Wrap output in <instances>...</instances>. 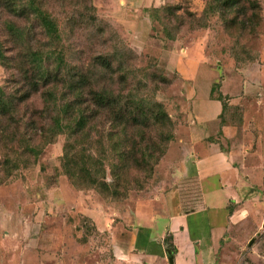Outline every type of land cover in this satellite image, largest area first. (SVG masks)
I'll return each instance as SVG.
<instances>
[{"label":"rangeland","instance_id":"374dc122","mask_svg":"<svg viewBox=\"0 0 264 264\" xmlns=\"http://www.w3.org/2000/svg\"><path fill=\"white\" fill-rule=\"evenodd\" d=\"M37 3L58 23L61 37L56 45L66 67L75 79L84 75L80 100L87 121L71 135L53 126L57 107L45 100L44 91L52 89L59 104L74 94L60 81L30 92L21 71L22 64L27 65L25 48L7 34L3 21L27 27L33 46L51 44L31 13L18 16L2 2L0 86L15 105L10 113L0 114V202L29 217L25 223L31 241H47L51 247L46 250L65 256L69 264H98L96 260L110 252L103 245L112 236L109 229H93L80 209L104 206L115 225L140 210L163 206L160 196L169 186L168 149L181 133L182 113L190 110L192 79L196 98L208 92L210 82L216 84L215 92H223L220 122L235 126L225 146L262 195L264 0H240L229 7L217 0ZM98 56L107 57L110 67L104 68ZM89 88L121 95L129 107L131 98L140 100L148 115L138 125H123L106 107L95 105ZM27 91L29 96L22 99ZM157 102L169 119L149 116ZM76 113L65 112L63 120ZM66 149L73 156L71 175L64 165ZM230 239L227 252L237 253L241 264H264V207L235 227Z\"/></svg>","mask_w":264,"mask_h":264},{"label":"crops","instance_id":"0c3cea01","mask_svg":"<svg viewBox=\"0 0 264 264\" xmlns=\"http://www.w3.org/2000/svg\"><path fill=\"white\" fill-rule=\"evenodd\" d=\"M192 80L190 110L182 113L181 133L168 149L169 186L160 196L163 206L140 210L115 225L104 206L80 209L97 231L109 229L112 236L103 245L110 252L96 263L241 264L226 245L235 227L255 210H263L264 190L261 195L252 175L225 146L235 126L220 122L223 101L211 95L212 83L196 98ZM25 219V214L0 202V264H69L65 256L46 250L51 247L47 241H31L30 225L25 223L29 217Z\"/></svg>","mask_w":264,"mask_h":264},{"label":"trees","instance_id":"16d2710c","mask_svg":"<svg viewBox=\"0 0 264 264\" xmlns=\"http://www.w3.org/2000/svg\"><path fill=\"white\" fill-rule=\"evenodd\" d=\"M223 7L233 6L240 2V0H217ZM3 2L4 6L7 7L14 14L29 15L32 14V17L37 20V25L41 27V30L47 36V41L51 46L45 48L42 46H33L29 42V32L28 28L22 25L15 23L12 20L3 21L4 28L6 29L7 34L12 38V40L25 48L24 53L26 57V64H22L24 67L23 75L27 79L26 83L29 85L30 92L36 91L39 88L40 84H47L48 82H53L56 84L58 81L65 85L68 91H71L74 94L72 99H65L62 103H58L55 99V94L52 89L45 90V100L50 99L49 102L53 107H57L56 113L53 115V126L56 127L57 131H68L71 135L72 133L80 130L84 127L87 121V113L84 111V108L81 104L80 98L83 94V85H84V75L79 73L77 79L75 75L71 73V70L67 68L64 54L61 48L57 47L56 43L60 40L61 34L59 30L58 23L50 15V13L44 9L40 4L37 3V0H0V4ZM3 44L0 39V57H3ZM99 63L104 68H109L111 65L110 60L105 56H98ZM17 60V57H16ZM51 63V64H50ZM76 73V72H75ZM216 84L212 83L211 86V95L217 96L223 101V93L215 92ZM89 93L94 99V103L98 108H107L110 111V114L113 117H118L120 122L123 125L128 123L136 124L140 123V120L146 118L145 108L142 101L138 100L135 102V98L130 99L132 102L129 107L127 102L124 103L123 97L118 94H111L103 89H93L89 88ZM218 89V87H217ZM29 96V91L24 92L22 99H25ZM15 102L13 97L8 96L3 88L0 86V114H8L14 108ZM76 109V116L69 117L67 121L63 120V115L69 110ZM224 109V102L222 106V111ZM133 110L137 111L134 112ZM222 114V112H221ZM220 114V117H221ZM152 115L155 120H162L163 118L169 119L168 114L162 109L160 102H157L156 106L150 110L149 116ZM71 151V150H70ZM164 149L160 153H163ZM64 165L65 170L68 175H71L73 171L71 170L72 163V153L66 151L64 152ZM87 169V168H86ZM90 182L97 183V179L91 178ZM85 215V214H84ZM83 218H86L85 221H92L90 218L85 215ZM93 229H95L94 224ZM96 230V229H95ZM169 247V246H168ZM172 249L171 247H169ZM171 253V250H170Z\"/></svg>","mask_w":264,"mask_h":264},{"label":"water","instance_id":"95a60500","mask_svg":"<svg viewBox=\"0 0 264 264\" xmlns=\"http://www.w3.org/2000/svg\"><path fill=\"white\" fill-rule=\"evenodd\" d=\"M253 242V238H250V240L248 241V244H251ZM169 260L171 261L172 260V257L170 256L169 257Z\"/></svg>","mask_w":264,"mask_h":264}]
</instances>
